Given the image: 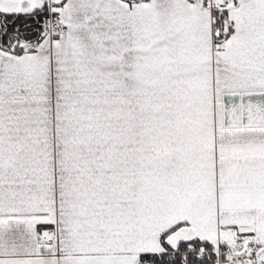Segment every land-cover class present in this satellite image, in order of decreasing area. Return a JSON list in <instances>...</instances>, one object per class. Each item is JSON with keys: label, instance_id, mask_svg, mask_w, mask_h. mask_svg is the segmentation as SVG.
Returning a JSON list of instances; mask_svg holds the SVG:
<instances>
[{"label": "snow or ice", "instance_id": "snow-or-ice-1", "mask_svg": "<svg viewBox=\"0 0 264 264\" xmlns=\"http://www.w3.org/2000/svg\"><path fill=\"white\" fill-rule=\"evenodd\" d=\"M0 264H264V0H0Z\"/></svg>", "mask_w": 264, "mask_h": 264}]
</instances>
